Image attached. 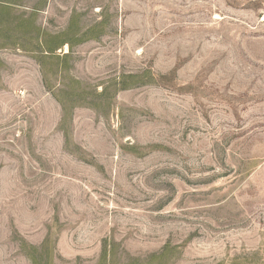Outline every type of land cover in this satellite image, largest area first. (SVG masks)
I'll return each instance as SVG.
<instances>
[{
	"label": "rangeland",
	"instance_id": "obj_1",
	"mask_svg": "<svg viewBox=\"0 0 264 264\" xmlns=\"http://www.w3.org/2000/svg\"><path fill=\"white\" fill-rule=\"evenodd\" d=\"M0 264H264V0H0Z\"/></svg>",
	"mask_w": 264,
	"mask_h": 264
}]
</instances>
